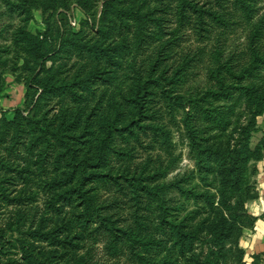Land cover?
Returning a JSON list of instances; mask_svg holds the SVG:
<instances>
[{
  "label": "trees",
  "instance_id": "16d2710c",
  "mask_svg": "<svg viewBox=\"0 0 264 264\" xmlns=\"http://www.w3.org/2000/svg\"><path fill=\"white\" fill-rule=\"evenodd\" d=\"M33 1L1 0L6 5L8 13L16 12L22 16V20L32 17L30 8ZM67 1L69 0H61L60 5L64 7ZM129 1L102 0V12L96 20L92 15L93 11L85 8V0H74L86 16L81 24L94 26L96 34H103L112 30L111 25L109 28L106 24L102 25L104 18L105 20L108 18L109 21L113 19L119 36L124 35V28L130 15L136 14L134 5L129 6ZM255 1L161 0L158 6L141 13L142 19L137 17L138 20L144 19L148 22L155 20L161 25L166 13L171 11L176 21L175 29L186 23L199 40L207 36L214 29L213 26L223 30L232 28L240 18L244 17L250 21L251 26L246 35L247 58L240 62L238 56L242 55V51L239 53L231 51L223 55V48L217 47L216 51L210 54L206 65L205 87L189 85L186 94L181 92L192 66L201 60V57H197L200 48L181 53L177 61L163 66L164 50L171 40L165 39L149 53L146 67L136 72L134 70V75L130 76L132 83L124 93L122 102H113L116 105L112 115L98 124L97 131L89 127L91 110L87 113L77 110L73 117L69 112L62 110L50 117L45 109L41 114H30L32 108L31 112L23 115L19 108H14L12 118L0 124V144L7 142L8 138L11 147L13 146L8 148L6 155L0 156V197L7 205H11L13 210L9 215L11 219L9 228L19 224L23 207L36 200L38 189L46 196L45 202L49 199L71 202L73 198H77V204L83 210L92 206L93 186L89 184L99 180L123 179L133 189L134 197L138 196L137 190L141 188L153 193L158 186H146V183L142 182L143 179L153 178L156 171H146L145 165L132 168L112 165L110 160L115 156L121 158V155L125 154L120 148H115V136H120L119 138L126 144L131 137L137 140L135 131L137 124L143 128H156V123L152 121L140 123L144 118L150 120L152 114L146 113L147 101L149 94L155 93L169 106L172 105L169 99L176 102L181 100L184 108L183 128L188 138L194 168L186 175L172 179L167 185L179 191L182 201L164 208L159 222V235L153 233L142 237L127 233L123 236L122 229L114 224L111 214L101 213L99 226H104L106 232L107 252L113 256L114 243L119 240L118 243L123 244L131 264H202L204 259L209 261L212 258L224 259L220 264H226L230 253H233L231 264H244L243 250L236 239L231 244L232 248L228 247L226 251H221L219 243H211V246L203 249L206 252L202 255L195 250L197 248L195 242L203 230H207V233L210 232L215 237L231 235L237 219L244 217L246 213L239 205L240 202L232 205L230 199L234 198V193L241 186L243 187L246 171L249 169L248 161L252 155V151L246 147L243 135H248L255 129L253 124L256 116L264 112V47L258 42L264 33V11L256 14L259 7L255 6ZM226 3L231 5L230 10L227 9ZM109 12L113 17L108 15ZM234 12L237 18H233ZM83 26L81 25L79 30L63 27L53 49H50L47 43L49 40L47 29L40 36L43 37L42 40L23 30L15 31V35L21 33L29 38L32 54L38 60L40 68L54 56L67 57L63 54L70 50L81 58L98 56L104 52L107 55V47H104L103 41L88 36ZM141 40L144 44L146 39L141 37ZM2 50L5 49L0 47V51ZM59 72L56 69L51 75L42 77L38 70L37 74L30 76L32 89L35 91L39 89L37 99L65 92L77 97L74 87L81 80L78 71L73 72L74 76L71 79H66L65 75L61 78L56 77ZM98 73L97 70L92 74L100 78ZM240 101L244 102L248 115L246 123L239 126L237 138L231 144L226 138L220 139L229 130L235 116V107ZM184 103L188 105L187 108ZM119 104L122 106L119 107ZM14 144H21L18 148L22 146L24 150H18ZM260 144L261 147L257 148L261 149V152L256 155L255 160L262 156L263 137ZM31 148H34L33 155L27 160L25 150ZM220 168L223 172H216ZM214 172L215 175L212 174ZM195 177L197 182L193 181ZM183 183L191 185L186 187L182 185ZM8 184H11L10 189L7 187ZM256 195L257 193L253 197ZM189 200L192 201V207L187 208L184 204ZM100 208H97L99 213ZM202 209L205 215L199 217ZM252 217L251 223L254 220V216ZM69 219L70 217H66L60 220L67 224ZM85 220L88 222L91 219L86 217ZM42 227L41 223L37 226L31 223L30 227L26 230L21 229L20 232L31 238L41 237L54 248L39 256L40 264H60L59 257H64V250L56 253V249L67 247L69 239L66 238L68 235L65 231L68 232L70 227L58 230L59 234L54 233L57 228L45 230ZM213 230L215 231L212 232ZM120 235L122 236L119 239ZM21 246L23 249L27 248L25 239L22 240ZM4 248L0 242V255ZM25 256L27 260H31L30 254ZM89 258L85 255H76L73 262L66 260L64 264H119V260L101 263L90 262ZM0 264L6 262L0 259ZM209 264L212 263L209 261Z\"/></svg>",
  "mask_w": 264,
  "mask_h": 264
},
{
  "label": "rangeland",
  "instance_id": "374dc122",
  "mask_svg": "<svg viewBox=\"0 0 264 264\" xmlns=\"http://www.w3.org/2000/svg\"><path fill=\"white\" fill-rule=\"evenodd\" d=\"M160 1L130 0L129 6L134 5L136 14L130 15L131 17L124 28V35L119 36L116 33L113 19L109 21L108 18L106 20L104 18L102 25L105 26L106 24L108 28L111 25L112 30L103 34H96L94 26L86 23L81 24L86 16L74 0L67 1L64 7L60 5L61 0H34L30 8L32 17L28 20H22V16L17 15L16 12L8 13L6 5L0 0V47L5 49L0 51V124H4L6 120L12 118L14 108H19L23 115L31 112L32 108L30 114H41L45 109L50 117L62 110L69 112L71 117L75 115L77 110L82 113L91 110L89 127L93 131H97L98 124L112 115L116 105L113 102H122L124 93L132 83L130 76L134 70L136 72L138 69L145 68L149 53L165 39L171 40L164 50L163 66L177 61L181 53L200 48L197 57H201V60L192 66L187 80L181 88L183 94H186L189 85L199 87L207 85L206 65H208L210 54L215 52L217 47L223 48V55L231 51L238 53L242 51V55L238 56L237 54L240 62L247 58L246 35L251 26L248 19L240 18L239 22L232 28L223 30L218 26H213L214 29L207 36L202 37V40H199L186 23L175 29L176 21L171 15V11L166 13L161 25L155 20L148 22V20L137 19V17L142 19L141 13L158 6ZM101 2L102 0H85L84 2L85 8L93 11L92 15L96 17V20L102 12ZM255 2V6L259 7L256 14L264 11V0H256ZM226 5L227 9L230 10L231 5L228 3ZM108 15L113 17L111 12ZM233 18H237L235 12ZM142 21H145V24ZM81 25H84V32L88 36L103 41L104 47H107V55L104 52L98 56L92 55L81 58L73 50H70L63 54L67 57L54 56L40 68L37 64L38 60L32 54L29 38L21 33L15 35V31L23 30L40 38L47 29L49 39L47 43H49V48L53 49L63 27L79 30ZM172 34L173 36H170ZM141 37L146 39L144 44H142L144 41L141 40ZM40 39L42 40L43 37ZM258 42L264 47V33ZM56 69L60 72L55 76L61 78L65 75L66 79H71L74 73L78 71L81 80L74 87L77 91V97L75 98L70 93L65 92L58 95L50 94L37 99L39 89L37 91L32 89L30 76L37 74L39 70V75L46 77ZM97 70L99 72L97 75L100 78L92 74ZM172 101L169 99V102L172 103L169 106L157 94L150 93L146 113H150L152 116H150V120L144 118L140 123L152 121L156 123V128H143L137 124L135 127L137 140L131 137L128 143L124 144L123 139L119 138L120 136H115L114 139L115 148H120L125 154L121 155V158L112 157L110 163L112 165H124L127 168L145 165L146 171H156L153 178L143 179L142 182L146 183V186H158L153 190V193L141 188L137 190L138 196L134 197L133 189L123 179L99 180L89 184L93 186L91 192L92 206L83 210L77 204V198H73L71 202L63 199H49L48 202H45L46 196L38 189L39 194L36 200L23 207L22 219L18 220L19 224H14L12 228H9L11 227L9 215L13 212L12 206L7 205L0 197V234H2L0 242L5 246L4 252L0 255L1 261L6 262V264H40L39 256L54 248H51L52 246H49L43 238H31L27 234L23 235L20 230H26L31 226V223L33 226L41 223L45 230L57 228L54 233L58 234V230L70 227L68 232L64 230L68 235L66 238L69 239L67 244L65 243L67 247L56 249V253L64 250V257H59L60 264H64L66 260L70 263L73 262L76 255L90 257V262L113 263L119 260V264H131L132 262L127 259L123 244L118 243L119 240L114 243L113 251L115 254L111 256L107 252V248H105L106 232L104 226H99L101 225V213L103 215L111 214L114 224L122 229L123 234L122 232L121 234L123 236H126L127 233L142 235V237L153 233L159 235V222L164 208L182 201V195L179 191L174 187H167V185L172 179L180 178L189 173V170L194 168V164L189 151L188 138L183 128L184 108L181 105V100L179 102ZM184 105L186 108L188 107L186 103ZM118 106L121 107L122 104ZM234 115L229 130L220 139L226 138L231 144L237 138L239 126L246 123L248 114L243 101L236 105ZM260 115H264V112ZM258 116H256L253 124L255 129L251 130L250 128L249 134L243 135L246 147L252 151L248 161L250 168H253L254 158L261 152V149L258 148L261 147L263 124ZM20 145L14 144L18 150L23 151L22 146L18 148ZM12 147L7 138V142L0 144V156L6 155L8 148ZM33 150L34 148L25 150L27 160L33 155ZM222 168L224 169V167ZM216 172H223V170L220 168ZM249 172L251 170L247 169L243 187L241 186L234 193V198L230 199L232 205L240 202L239 205L246 211L245 216L237 219L233 232L229 236L215 237L210 232L207 233V230H203L195 242V247H197L195 250L200 255L206 252L203 249H207L214 242L221 245V251H226L228 247L232 248L231 244L234 239L239 245V239L245 234L247 228L252 226L253 217L246 209V202L249 198H253L257 190L255 184L248 180ZM212 174L215 175L216 173ZM193 181L197 182V178L195 177ZM182 185L187 187L191 184L183 183ZM7 187L10 189L11 184H8ZM191 202L189 200L184 205L187 208L192 207ZM98 207H101L100 213L97 211ZM200 213L198 214L199 217L205 215L203 209ZM66 217H70V219L67 224H64L60 219ZM86 217L91 220L87 222ZM23 239H25L26 246L28 245L26 249L21 246ZM239 247L241 246L239 245ZM26 254L31 255L29 256L31 260H27ZM232 255L233 253H230V258L227 257L226 264L233 262ZM253 256L251 264H264V254L259 253ZM242 257L244 264H249L244 258V250ZM209 261L212 264H220L224 259L212 258ZM209 261L204 259L202 264H209Z\"/></svg>",
  "mask_w": 264,
  "mask_h": 264
},
{
  "label": "crops",
  "instance_id": "0c3cea01",
  "mask_svg": "<svg viewBox=\"0 0 264 264\" xmlns=\"http://www.w3.org/2000/svg\"><path fill=\"white\" fill-rule=\"evenodd\" d=\"M263 127L261 134L264 139V115L258 116ZM253 168L249 167L248 180L256 186L257 195L249 198L246 202V209L251 216H254L253 224L247 228L245 234L239 239V245L244 250L246 262L251 264L254 254H264V146L262 156L254 161Z\"/></svg>",
  "mask_w": 264,
  "mask_h": 264
}]
</instances>
